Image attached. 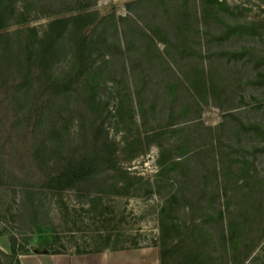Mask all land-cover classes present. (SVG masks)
<instances>
[{
    "label": "rangeland",
    "instance_id": "1",
    "mask_svg": "<svg viewBox=\"0 0 264 264\" xmlns=\"http://www.w3.org/2000/svg\"><path fill=\"white\" fill-rule=\"evenodd\" d=\"M17 1L27 5L29 19L0 28V32L29 26L43 32L51 20L85 6L100 17L109 16L110 32L111 16L118 22L120 16L137 20L136 24L130 19L123 23L126 34L119 35L123 42L128 41L130 57L125 71L119 60L114 62L119 73L113 80L119 86L128 80L133 93V83L141 87L146 100L157 95L156 116L151 115V121L157 117L164 126L176 114L174 127L184 129L172 138L187 137L190 143L189 151L177 158L185 162L165 174L159 193L151 192L160 150L155 143L148 146L145 138L140 144L132 140L128 144L124 139L128 130L118 124L117 100L109 82L102 92L108 109L99 119L118 143V166L138 182V189L130 183L120 193L111 186L53 193L41 188L38 181L50 171L48 165L34 159L33 136L44 131L35 126L41 108L32 110L25 121L20 117L17 121L21 107L9 91L0 89V174L34 176V198L43 212L38 223L53 232L63 253L131 251L132 264H161L156 242L163 198L179 189L173 212L182 219L199 217L196 208L190 213L186 210L194 206L191 191L206 182L209 191H219L214 205L225 208L229 202L230 210L245 224L244 241L252 253L243 264H264V0H224L222 5L204 0H188L187 4L182 0H37L31 5L27 0ZM229 25L242 27L229 33ZM171 98L176 99L173 109ZM42 101L40 97L39 103ZM71 110L59 116L65 134L64 154L78 146V113ZM123 112L127 116L128 108ZM151 121L149 126L154 124ZM164 139L160 142L166 144ZM244 165L247 173L241 171ZM241 173L250 175L249 187L261 196L252 216L248 214L250 196L241 188ZM8 179L4 176L0 183V230L30 238L31 246L38 228L22 216V187ZM253 179L258 182L255 186H251ZM205 199L209 202L210 194Z\"/></svg>",
    "mask_w": 264,
    "mask_h": 264
},
{
    "label": "trees",
    "instance_id": "2",
    "mask_svg": "<svg viewBox=\"0 0 264 264\" xmlns=\"http://www.w3.org/2000/svg\"><path fill=\"white\" fill-rule=\"evenodd\" d=\"M27 1L30 5L38 2ZM204 1L222 5L224 0ZM182 2L187 4L188 0ZM86 9V6L73 8L70 11H80L51 20L43 32H39L34 26L1 31L0 89L9 91L16 106L21 107L17 121L19 117L25 121L32 110L41 108L35 126L42 127L44 131L37 134L39 136H33L36 146L34 159H41L39 161L47 164L50 169L38 179L41 181V188L61 193L92 186L103 189L111 186L120 193V189L124 185L130 187V183L138 189V182L118 166V143L109 137L104 122L99 119L105 109H108L102 92L111 82L112 93L117 100L118 124L122 123L128 130V136L124 139L128 144L131 140L140 144L142 138H145L148 146L155 143L160 150L159 170L154 175L150 190L159 193L165 174L185 162L177 158L189 151L188 138H179V141L172 138L184 127H174L176 123L173 119L176 114H170L174 117L171 116L164 126L159 124L157 117L151 121V115L156 116L157 95L146 100L141 87L133 83V93L128 80L120 82V86L113 80L119 73L114 62L118 63L119 60L125 71L130 57L129 43L126 38L123 42L119 35L126 34L123 23L130 19L136 24L137 20L131 16H120L118 18L121 21L118 22L111 16L110 32L107 27L109 16L100 17L97 11ZM30 13L27 5L20 6L17 0H0V28L23 23L29 19ZM89 26L92 28L88 31ZM241 27L229 25V33L238 31ZM116 56L119 58L116 59ZM40 97L43 98L41 103ZM175 103L176 99L171 98V109L175 108ZM135 104L137 111L134 113ZM26 107L31 109L25 112ZM125 108H128L127 116L123 115ZM68 109L78 113V146L76 150L70 149L69 153L64 154L65 142L62 136L65 134L59 116ZM150 121L154 123L151 126ZM241 124L245 126L244 123ZM166 127L169 128L165 131ZM163 138L166 144L160 142ZM248 170L246 165L241 169L242 173H247ZM242 173L241 188L250 196L248 214L252 216L256 205L260 204L261 196H258V190L249 187L247 181L250 175ZM4 176L9 178L7 181L22 187L25 198L20 205L22 216L29 219L28 223L36 225L38 236L30 246V238L20 239L5 229L0 230V234L6 235L10 243V254L0 249V264H21L18 256L34 250L63 253V246L58 245L59 240L53 232L43 229L38 223L43 212L40 201L34 198L37 194L33 188L36 185L33 182L34 176L27 174L20 177L1 173L0 183ZM254 179L251 186L256 185ZM206 186V182L198 183L190 195L194 206L188 210L184 207L189 213L192 208H196L201 213L199 217L182 219L173 212V201L176 200L179 189L171 190L163 198L159 210L160 234L156 242L161 264H243L252 253V249L248 250L249 246L244 241V223L230 210L229 202L225 208L215 206L214 201L220 197L219 191L211 192ZM226 193L225 188V195ZM205 194H210L209 202L205 199ZM225 211L229 213L228 216ZM249 219L248 216L247 222ZM242 247H246L247 253H242Z\"/></svg>",
    "mask_w": 264,
    "mask_h": 264
},
{
    "label": "crops",
    "instance_id": "3",
    "mask_svg": "<svg viewBox=\"0 0 264 264\" xmlns=\"http://www.w3.org/2000/svg\"><path fill=\"white\" fill-rule=\"evenodd\" d=\"M0 249L10 254V243L6 235L0 234ZM21 264H132L131 251H102L91 253H49L32 251L18 256Z\"/></svg>",
    "mask_w": 264,
    "mask_h": 264
},
{
    "label": "water",
    "instance_id": "4",
    "mask_svg": "<svg viewBox=\"0 0 264 264\" xmlns=\"http://www.w3.org/2000/svg\"><path fill=\"white\" fill-rule=\"evenodd\" d=\"M37 251V250H36Z\"/></svg>",
    "mask_w": 264,
    "mask_h": 264
}]
</instances>
